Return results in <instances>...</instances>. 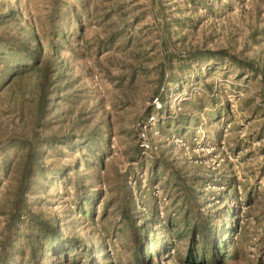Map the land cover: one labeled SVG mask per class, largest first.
I'll return each mask as SVG.
<instances>
[{"label":"rangeland","instance_id":"rangeland-1","mask_svg":"<svg viewBox=\"0 0 264 264\" xmlns=\"http://www.w3.org/2000/svg\"><path fill=\"white\" fill-rule=\"evenodd\" d=\"M67 1L77 5L76 0ZM53 3L0 0V12L6 6L15 8L21 24L45 38ZM86 4L88 17L77 6L85 28L83 40L75 45L77 53L70 54L68 72L75 78L73 88L85 96L87 126L106 124L109 147L101 166L81 162L62 180L45 185L35 202V210L57 219L64 233L78 236L93 248L92 260L78 249L74 258L70 254L62 264H142L136 258V232L119 213L122 196L128 197L136 226L146 223L147 239L150 247L155 245L160 264H181L188 229L198 212L227 228L232 219L226 210L232 207L237 210L236 255L226 264H264V0H210L207 6L195 7L186 0H162L163 14L172 24L173 48L223 49L257 64L261 71L238 68L226 57L206 64L191 62L182 71L174 61L172 74L177 77L170 80L167 69L161 86L163 50L150 0H86ZM175 18L180 23L172 21ZM16 26L1 23L0 34L15 33ZM33 79V74H26L12 89L1 91L0 137L20 128L22 121L29 123L35 102L27 95L24 99L22 92ZM155 96L162 99L163 110L155 114L156 122L148 130L152 149L142 152L135 122L155 113L151 105ZM61 110L52 116L53 128L78 135L81 124L72 123L74 110L64 114ZM58 148L47 151L48 171L74 164L80 155L63 145ZM161 156L167 164L159 162L154 168ZM173 169L187 182L195 176L206 178L199 182L202 191L197 204L183 202ZM10 183V174L0 173V201ZM82 184L88 185V196L101 191L91 207L92 215L90 207L86 205L88 211L82 212L75 202ZM155 185L154 192L165 197L161 204L153 195ZM4 221L0 215V233ZM165 240L173 263L162 256Z\"/></svg>","mask_w":264,"mask_h":264},{"label":"trees","instance_id":"trees-1","mask_svg":"<svg viewBox=\"0 0 264 264\" xmlns=\"http://www.w3.org/2000/svg\"><path fill=\"white\" fill-rule=\"evenodd\" d=\"M208 1L210 0H186L194 7L197 4L207 6ZM76 2L77 5L67 0H54L51 24L45 38H42L33 27L23 26L22 17L15 8L6 6L5 10L0 12V24L13 23L18 27L15 33L7 31L0 34V93L3 89H12V86L19 84L22 78L30 73L34 75V79L24 88L22 95L24 99L27 95L28 100L35 102V110L29 123L22 121L20 128L14 127L0 137V173L10 174L11 177L10 186L0 201V215L5 219L0 233V264H62L67 262L70 254L74 258V251L78 249L84 255L87 254L88 260L93 259V248H88L83 239L74 234L64 233L57 219L47 217L34 209L40 193L45 190V185L53 180H62L70 169L76 171L81 162L86 166H101L109 147L105 122L102 123L105 124L103 127H100V124L87 126L85 119L88 112L83 109L85 96H81L82 91L79 88H73L72 82L75 78L71 79V73L68 72L70 54L77 53L75 45L83 40L85 28L77 6L86 11V17L90 15L86 10L88 8L86 0ZM150 4L163 50L160 86L167 69L172 75L170 80L173 81L175 80L173 77H177L172 74L174 61L178 64L176 69L182 71L188 68L191 62L206 64L209 60L216 61L226 57L238 68L246 67L254 72L261 71L257 64L242 60L223 49L189 48L178 51L173 48L172 24L163 14L165 5L162 4V0H150ZM172 21L180 23L179 18ZM69 90L73 91L69 93ZM156 93H159V89ZM16 100L19 104V99ZM56 109H62L63 114L68 110L72 113L74 110L72 123L81 124L78 135L70 130L60 132L53 128L52 116ZM87 121L89 122V118ZM60 145L80 155L74 164H62L57 166L54 172L48 171V165L45 164L47 151L59 149ZM159 162L167 164L161 156L154 161V168H157ZM172 175L181 190L183 202L189 200L192 204H197L198 195L202 191L199 182H205L202 180L206 178L195 176L187 182L178 169H173ZM87 188L88 185L82 184L77 189L75 202L78 209L83 210L82 212L89 210L92 215L94 212L91 211V207L93 202L99 199L101 191L96 190L92 196H88ZM127 198L122 196L119 213L128 227L136 232L137 238L134 243L137 249L136 258L142 264H160V255L155 245L150 247V239L149 241L147 239L150 231L145 222L136 226ZM86 205L90 209L86 210L84 208ZM236 211L234 207L226 210L232 219L228 226L225 224L227 228L212 223L202 212H198L188 229L189 243L180 263L226 264L234 259L236 246L233 236L235 230L237 232L238 223L235 218ZM156 216L155 213L151 215L152 222ZM169 223L171 222L167 221V225ZM99 247H101L99 253L103 254L104 249L102 246ZM160 249L162 256L166 257L168 262L171 261L170 248L166 240Z\"/></svg>","mask_w":264,"mask_h":264},{"label":"built area","instance_id":"built-area-1","mask_svg":"<svg viewBox=\"0 0 264 264\" xmlns=\"http://www.w3.org/2000/svg\"><path fill=\"white\" fill-rule=\"evenodd\" d=\"M151 105H152L153 111L155 113L151 114L149 116H146L144 118H141L135 122V129L137 131L138 147L140 148V150H142V152L150 151L152 149V143L150 142V140L148 138V133H149L148 130H150L151 126L154 125V123L156 122L155 114H157L163 110V103H162V99L160 98V96L153 97L152 101H151ZM134 183H135V179L133 180V187H134ZM157 187H158V185H155L153 187V195L157 198L158 203L161 204L162 203L161 198L164 200L165 197L160 196L159 193L156 194L154 192L155 189H158ZM156 191H158V190H156ZM161 208H162V206L160 205L159 213L162 217Z\"/></svg>","mask_w":264,"mask_h":264}]
</instances>
